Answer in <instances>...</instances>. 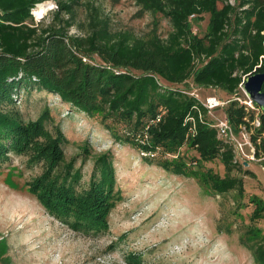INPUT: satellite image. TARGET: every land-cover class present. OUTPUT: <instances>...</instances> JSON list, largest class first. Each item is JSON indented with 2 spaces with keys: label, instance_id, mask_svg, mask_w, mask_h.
Masks as SVG:
<instances>
[{
  "label": "trees",
  "instance_id": "16d2710c",
  "mask_svg": "<svg viewBox=\"0 0 264 264\" xmlns=\"http://www.w3.org/2000/svg\"><path fill=\"white\" fill-rule=\"evenodd\" d=\"M44 1L0 0V162L13 152L27 154L28 163H42L27 189L48 212L76 229L104 230L108 210L122 196L115 187V153L108 147L94 154L87 186L82 187L76 156L65 160L63 129L59 124L53 131L46 127L48 109L23 118L17 107L23 89L55 93L74 110L99 116L115 140L138 152L157 150L154 157L139 154L158 159L155 163L172 173L188 175L199 160L219 157L222 175L206 169L196 177L214 192L236 189L243 194L242 177L231 172L243 161L210 124L199 100L183 90L190 89L192 80L232 93L223 107L225 115L236 129L239 124L249 129L257 113L259 124L251 133L255 143L264 133V110L254 102V107L239 102L233 94L242 95L239 83L263 70L264 0H133L141 10L168 20L171 29L164 38L110 32L94 8V25L85 35L68 34L72 23L57 14L54 23L43 27L33 22L31 10ZM74 3L62 1L59 9L71 14ZM204 13L207 28L198 35L193 22ZM158 113L160 119L150 121ZM142 133L147 134L144 143L136 139ZM91 150L86 140L80 164ZM250 200V218L255 220L264 205L255 195ZM239 242L250 249L254 264H264V233L258 225L249 224Z\"/></svg>",
  "mask_w": 264,
  "mask_h": 264
},
{
  "label": "rangeland",
  "instance_id": "374dc122",
  "mask_svg": "<svg viewBox=\"0 0 264 264\" xmlns=\"http://www.w3.org/2000/svg\"><path fill=\"white\" fill-rule=\"evenodd\" d=\"M62 1L70 3H56ZM93 8L110 32L126 31L139 38L157 33L164 38L171 29L161 14L145 12L133 0H76L71 14L59 9L49 15H53L52 23L56 14L69 20L68 34L82 36L94 25L90 18ZM207 22L204 13L193 22V31L202 35ZM39 25L49 24L41 21ZM188 84L201 100L210 94L225 99L232 96L220 87L192 80ZM17 97L25 120L48 109L46 127L53 131L54 125L61 126L67 137L65 160L76 156L75 166L82 167V187L87 186L94 154L112 147L115 187L122 196L108 210L104 230L76 229L48 212L27 189V181L41 171L42 163H28L27 154L10 152L0 162V264H254L250 249L239 242V236L249 224L258 225L264 233V210L260 218H250L251 195L264 205V133L256 138L254 157H238L243 165L231 171L242 177L243 194L236 189L217 193L207 189L196 174L211 169L222 175L225 169L219 157L199 160L190 166L188 175L175 174L156 164L158 159L143 158L130 143L115 140L99 116L74 110L55 93L32 88L23 89ZM213 112L225 114L221 106ZM253 125L248 129L250 135L255 132ZM86 140L92 155L80 164Z\"/></svg>",
  "mask_w": 264,
  "mask_h": 264
},
{
  "label": "built area",
  "instance_id": "2783aa9c",
  "mask_svg": "<svg viewBox=\"0 0 264 264\" xmlns=\"http://www.w3.org/2000/svg\"><path fill=\"white\" fill-rule=\"evenodd\" d=\"M264 58V55L262 56ZM245 80V78H244ZM243 82L239 83L238 89H240L244 95H237V93L233 94V98H236L242 103L250 107H254L253 100L249 97L248 93L245 91L243 87ZM186 93L195 96L199 102L205 108V113H207L210 117V124L216 128L218 135L222 138L230 141L234 147L235 153L238 157H249L253 158L255 154V143L253 142L250 132L248 129L242 124L238 125V128L234 127L232 122L228 119V117L224 114V116H218L213 112L215 107L221 106L224 107L229 99H225L217 96L216 94H210L206 97L205 100H201L193 89H185L183 90ZM161 114H156L155 117L151 118L150 121L155 122L160 119ZM254 124H259L258 118H255L253 121ZM237 133L241 135L242 138H238ZM136 139L141 143H144L147 140V134H137ZM248 146V151L244 150V146ZM140 154L146 155L148 157H154L157 154V150L155 149H144L139 152Z\"/></svg>",
  "mask_w": 264,
  "mask_h": 264
},
{
  "label": "water",
  "instance_id": "95a60500",
  "mask_svg": "<svg viewBox=\"0 0 264 264\" xmlns=\"http://www.w3.org/2000/svg\"><path fill=\"white\" fill-rule=\"evenodd\" d=\"M264 82V62L263 70L254 72L248 75L243 83L245 91L249 97L256 103L259 108L264 110V90L262 89V83ZM247 163L246 161H244Z\"/></svg>",
  "mask_w": 264,
  "mask_h": 264
},
{
  "label": "clouds",
  "instance_id": "9594fccd",
  "mask_svg": "<svg viewBox=\"0 0 264 264\" xmlns=\"http://www.w3.org/2000/svg\"><path fill=\"white\" fill-rule=\"evenodd\" d=\"M59 10V5L56 0H45V3L40 5L37 9L31 10V14L37 25L44 21L45 24H51L53 20V15L49 13H55Z\"/></svg>",
  "mask_w": 264,
  "mask_h": 264
},
{
  "label": "bare ground",
  "instance_id": "6f19581e",
  "mask_svg": "<svg viewBox=\"0 0 264 264\" xmlns=\"http://www.w3.org/2000/svg\"><path fill=\"white\" fill-rule=\"evenodd\" d=\"M40 5H42V3H41V4H39V6H40ZM39 6H38V7H39Z\"/></svg>",
  "mask_w": 264,
  "mask_h": 264
}]
</instances>
